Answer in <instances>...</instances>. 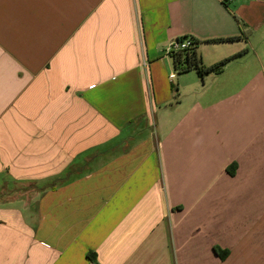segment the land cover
<instances>
[{"label":"crops","instance_id":"0c3cea01","mask_svg":"<svg viewBox=\"0 0 264 264\" xmlns=\"http://www.w3.org/2000/svg\"><path fill=\"white\" fill-rule=\"evenodd\" d=\"M95 261L264 264V0H0V264Z\"/></svg>","mask_w":264,"mask_h":264},{"label":"trees","instance_id":"16d2710c","mask_svg":"<svg viewBox=\"0 0 264 264\" xmlns=\"http://www.w3.org/2000/svg\"><path fill=\"white\" fill-rule=\"evenodd\" d=\"M190 37H182L179 38L180 40H186ZM238 38H220V39H216L213 40L215 42H219V41H234L237 40ZM200 44V41L195 40L194 38H190V46L184 50H181L177 53L172 54L173 59L175 61V65L177 67V69H180L181 72H185V71H189L191 69H195L197 71V73L203 77L205 75H208L210 73H218L228 62H230L232 59L242 55V54H237L231 58H228L226 60H224L221 63H218L212 67L203 69L202 68V61L201 58L199 57L198 53H197V49L198 46ZM228 255V252L225 251L223 252V259L226 258ZM96 264H98L95 261Z\"/></svg>","mask_w":264,"mask_h":264},{"label":"built area","instance_id":"2783aa9c","mask_svg":"<svg viewBox=\"0 0 264 264\" xmlns=\"http://www.w3.org/2000/svg\"><path fill=\"white\" fill-rule=\"evenodd\" d=\"M189 46H190V38L186 40H180V39L173 40L168 46L167 53L169 55H172L174 53H177L181 50L188 48ZM175 76L176 74H172L171 78H174Z\"/></svg>","mask_w":264,"mask_h":264},{"label":"rangeland","instance_id":"374dc122","mask_svg":"<svg viewBox=\"0 0 264 264\" xmlns=\"http://www.w3.org/2000/svg\"><path fill=\"white\" fill-rule=\"evenodd\" d=\"M178 74V73H177ZM193 74H195V73H193Z\"/></svg>","mask_w":264,"mask_h":264}]
</instances>
